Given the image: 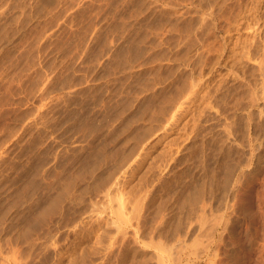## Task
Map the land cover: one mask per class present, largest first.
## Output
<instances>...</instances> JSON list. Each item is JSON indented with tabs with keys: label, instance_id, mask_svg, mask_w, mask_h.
<instances>
[{
	"label": "rangeland",
	"instance_id": "1",
	"mask_svg": "<svg viewBox=\"0 0 264 264\" xmlns=\"http://www.w3.org/2000/svg\"><path fill=\"white\" fill-rule=\"evenodd\" d=\"M0 264H264V0H0Z\"/></svg>",
	"mask_w": 264,
	"mask_h": 264
},
{
	"label": "bare ground",
	"instance_id": "2",
	"mask_svg": "<svg viewBox=\"0 0 264 264\" xmlns=\"http://www.w3.org/2000/svg\"><path fill=\"white\" fill-rule=\"evenodd\" d=\"M214 34H215V33H214ZM217 35H218V34H217ZM218 41H219V40H218ZM259 45H260V44H259ZM215 57H216V56H215ZM247 78H248V77H247ZM243 82H244V81H243ZM247 88H248V87H247ZM248 90H249V89H248ZM251 94H253V93L251 92ZM251 97H252V96H251ZM251 97H250V99H251ZM253 100H254V99H253ZM250 102H252V99H251ZM248 103H249V102H248ZM250 117H251V116H250ZM256 117H257V116H256ZM251 118H252V117H251ZM242 121H243V120H242ZM242 124H243V123H242ZM259 124H260V123H259ZM221 127H222V126H221ZM224 127H226V129H228L227 126H224ZM228 131H229V130H228ZM209 135H210V134H209ZM209 135H208V136H209ZM211 135H213V134H211ZM210 137H212V136H210ZM221 139H222V138H221ZM196 140H197V139H196ZM200 140H201V139H200ZM219 140H220V139H219ZM219 140H218V141H219ZM222 140H223V139H222ZM194 141H195V140H194ZM196 142H197V141H196ZM213 142H214V141H213ZM194 144H195V143H194ZM218 144H219V143H218ZM196 145H197V144H196ZM203 145H204V144H203ZM197 146H198V145H197ZM197 146H196V147H197ZM205 146H206V145H205ZM212 147H213V146H212ZM218 147H219V145H218ZM199 148H200V147H199ZM199 148H198V149H199ZM209 150H211V149H209ZM213 151H215V150H213ZM217 151H219V150H217ZM217 151H216V152H217ZM195 153H196V152H195ZM198 153H199V152H198ZM208 153H209V152H208ZM240 154H241V153H240ZM194 155H195V154H194ZM198 157H200V156H198ZM203 157H204V156H203ZM239 157H240V156H239ZM123 159H124V158H123ZM247 160H248V159H247ZM219 162H220V161H219ZM246 162H247V161H246ZM217 164H218V163H217ZM243 165H245V164H243ZM117 168H118V166H117ZM112 169H113V168H112ZM114 169H115V168H114ZM112 171H113V170H112ZM187 171H189V170H187ZM194 172H195V171H194ZM194 172H193V173H194ZM184 174H185V173H184ZM190 175H191V174H190ZM196 175H197V174H196ZM241 175H242V174H241ZM245 175H246V174H245ZM103 176H104V175H103ZM107 176H108V175H107ZM112 176H113V174H112ZM208 176H209V175H208ZM244 177H245V176H244ZM105 178H106V177H105ZM105 178H104V179H105ZM221 178H222V177H221ZM107 179H108V178H107ZM109 179H110V178H109ZM165 179H166V178H165ZM207 179H208V178H207ZM211 179H212V178H211ZM184 180H185V179H184ZM208 180H209V179H208ZM208 180H207V181H208ZM215 181H216V180H215ZM220 181H221V180H220ZM224 181H226V180H224ZM209 182H210V181H209ZM222 182H223V181H222ZM222 182H221V183H222ZM227 182H228V181H227ZM215 184H216V183H215ZM228 184H229V183H228ZM210 185H211V184H210ZM221 185H222V184H221ZM221 185H220V186H221ZM225 185H226V184H225ZM163 186H165V185H163ZM206 186H208V185H206ZM217 186H218V185H217ZM209 187H210V186H209ZM214 187H215V186H214ZM222 187H225V186H222ZM194 188H195V187H194ZM207 188H208V187H207ZM217 188H218V187H217ZM217 188H216V190H217ZM200 189H201V188H200ZM211 189H212V188H211ZM214 189H215V188H214ZM223 189H224V188H223ZM202 190H203V189H202ZM188 191H189V190H188ZM224 191H225V190H224ZM179 192H180V191H179ZM194 192H195V190H194ZM185 193H186V192H185ZM187 193H188V192H187ZM190 193H191V192H190ZM188 194H189V193H188ZM188 194H187V195H188ZM171 195L173 196V194H171ZM191 195H192V193H191ZM191 195H190V196H191ZM193 196H194V195H193ZM178 197H179V196H178ZM175 198H176V197H175ZM181 198H182V197H181ZM191 198H192V197H191ZM193 198H194V197H193ZM167 199H168V198H167ZM171 199H172V198H171ZM178 199H179V198H178ZM189 199H190V198H189ZM176 200H177V199H176ZM192 200H193V199H192ZM192 200H191V201H192ZM169 201H170V200H169ZM174 201H175V200H174ZM189 201H190V200H189ZM189 201H187L188 204H189ZM181 202H182V199H181ZM181 202H180V203H181ZM183 202H185V201L183 200ZM171 203H172V202H171ZM177 203H178V202H177ZM120 204H122V203H120ZM134 204H135V203H134ZM182 204H183V203H182ZM188 204H187V205H188ZM190 204H192V203L190 202ZM163 205H164V204H163ZM172 205H173V204H172ZM183 205H184V204H183ZM134 206H135V205H134ZM169 206H170V205H169ZM174 206H176V205H174ZM180 206H181V205H180ZM188 206H189V205H188ZM190 206H191V205H190ZM190 206H189V207H190ZM195 206H196V204H195ZM200 206H201V205H200ZM207 206H208V205H207ZM172 207H173V206H172ZM172 207H171V208H172ZM183 207H184V206H183ZM197 207H198V206H197ZM201 207H202V206H201ZM161 208H162V207H161ZM168 208H169V207H168ZM180 208H181V207H180ZM170 210H171V209H170ZM117 212H118V211H117ZM148 218H149V217H148ZM149 219H151V217H150ZM172 219H173V218H172ZM174 219H175V218H174ZM146 220H147V219H146ZM169 220H170V219H169ZM179 220H180V219H179ZM226 220H227V219H226ZM154 221H155V220H154ZM157 221H158V220H157ZM175 221H177V220L175 219ZM223 223H224V221H223ZM151 224H153V223H151ZM151 224L149 223L150 226H152ZM174 224H175V223H174ZM178 224H179V223H178ZM199 224H200V222H199ZM225 224H226V223H225ZM199 226H200V225H199ZM227 226H228V225H227ZM198 229H199V228H198ZM226 232H227V231H226ZM173 236H174V235H173ZM194 239H196V238L194 237ZM146 256H147V255H146ZM142 257H143V256H142ZM141 262H142V261H141ZM135 263H136V262H135Z\"/></svg>",
	"mask_w": 264,
	"mask_h": 264
}]
</instances>
